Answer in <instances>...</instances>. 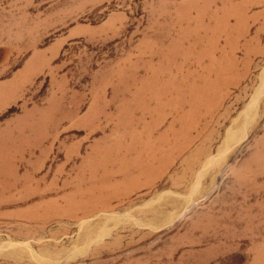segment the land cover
<instances>
[{
    "label": "rangeland",
    "instance_id": "rangeland-1",
    "mask_svg": "<svg viewBox=\"0 0 264 264\" xmlns=\"http://www.w3.org/2000/svg\"><path fill=\"white\" fill-rule=\"evenodd\" d=\"M0 264H264V0H0Z\"/></svg>",
    "mask_w": 264,
    "mask_h": 264
},
{
    "label": "bare ground",
    "instance_id": "bare-ground-1",
    "mask_svg": "<svg viewBox=\"0 0 264 264\" xmlns=\"http://www.w3.org/2000/svg\"><path fill=\"white\" fill-rule=\"evenodd\" d=\"M196 91H198V90H196ZM199 92H201V91H198V93ZM198 93H194L193 90H191L190 92L187 93V96H188L187 100L191 101V103H193L195 106H199L203 100V97ZM179 101H180V99H179ZM194 105H192V106L194 107Z\"/></svg>",
    "mask_w": 264,
    "mask_h": 264
}]
</instances>
